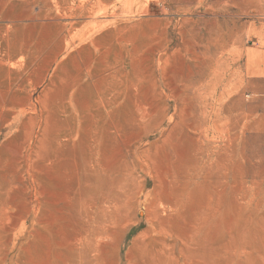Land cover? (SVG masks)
Returning a JSON list of instances; mask_svg holds the SVG:
<instances>
[{"label": "rangeland", "instance_id": "374dc122", "mask_svg": "<svg viewBox=\"0 0 264 264\" xmlns=\"http://www.w3.org/2000/svg\"><path fill=\"white\" fill-rule=\"evenodd\" d=\"M0 264H264V0H0Z\"/></svg>", "mask_w": 264, "mask_h": 264}]
</instances>
